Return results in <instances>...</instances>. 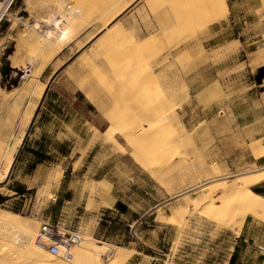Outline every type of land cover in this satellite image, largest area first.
Listing matches in <instances>:
<instances>
[{
  "label": "rangeland",
  "instance_id": "1",
  "mask_svg": "<svg viewBox=\"0 0 264 264\" xmlns=\"http://www.w3.org/2000/svg\"><path fill=\"white\" fill-rule=\"evenodd\" d=\"M151 1L157 4L156 10L144 0H13L0 21V69L7 66L6 75H0V88L12 89V94L25 83L33 90L43 84L44 91L23 129L16 128V122L27 99L13 116L17 97L0 95V122L4 125L0 130V193L12 199L0 205V214L18 215L35 229V238L41 223L49 221L61 233L116 243L108 246L120 250V259H105L101 264H223L233 251L232 236H239L249 218L243 234L246 242H239L236 249V264H264L263 222L248 216L238 226L230 220L238 212L236 207L229 210L232 198L196 206L199 192H186L207 180L208 165H217L222 176H230L228 181L264 169V158L251 157L252 149L264 147V78H257L264 73V0H224L226 11L207 20L197 7L204 0ZM123 4L127 7L110 23L121 25L126 39L122 45L116 41L120 46L111 42L100 49L95 41L101 36L102 21ZM52 9L73 14L74 19L65 37L45 46V28L34 32L29 25ZM14 57L16 67L12 68ZM52 86L77 95L81 92L82 102H91L97 110L92 109L88 116L98 122L101 115L106 120L110 114L120 127L123 121L130 124L134 116L135 135L140 131L142 136L148 134L146 139L156 137L158 145L141 151L125 146L116 133L115 138L125 147L124 152H117L103 132L92 129L98 139L91 151L93 158L87 157L88 141L80 153L85 162L73 166L76 177L69 175L74 156L72 160L62 158L54 147L47 158L58 166L42 172L46 176L21 179L17 168L10 173L27 130L29 133L37 121L43 94ZM70 120L83 122L78 117ZM160 129L165 132L161 134ZM169 149L171 157L167 156ZM138 158L147 161L148 170L137 163ZM96 166L95 178L103 177L120 190L115 197L131 206L128 214L120 216L121 208L116 206L106 211L101 192L107 183L95 184L99 181L92 182L85 174ZM255 187L264 188V183L250 189ZM136 188L153 190L143 198ZM165 188L177 196L172 197ZM185 198L190 200L180 212ZM156 203L159 205L141 222H133L135 212ZM101 205L104 209L99 210ZM7 239L16 243V251L33 240L24 232H15L13 237L0 229V247ZM20 260L13 263L24 264Z\"/></svg>",
  "mask_w": 264,
  "mask_h": 264
},
{
  "label": "bare ground",
  "instance_id": "2",
  "mask_svg": "<svg viewBox=\"0 0 264 264\" xmlns=\"http://www.w3.org/2000/svg\"><path fill=\"white\" fill-rule=\"evenodd\" d=\"M144 1L147 2V4H150L152 9L156 10L157 4H151V2H152L151 0H144ZM193 1L195 2V0H193ZM156 2H157V0L155 1V3ZM12 3H13V0H4V1L0 2V21L2 20L3 15L7 14L9 12V9H10V6H11ZM157 3L163 4V3H165V0H158ZM112 4H114V3H112ZM103 5L105 6V4H103ZM159 5H158V7H159ZM57 6H61V5H57ZM71 6H73V5H71ZM113 6H115V4ZM116 6H117V4H116ZM150 6H149V8H150ZM52 7L54 8V6H52ZM106 7L107 6H105V9H106ZM126 7H127V5L123 4L119 8L116 7L117 9L114 8V9H116V10H114L115 12L113 11L112 14H110L109 16H108V14H106L108 17L105 16V19L102 21L101 36L99 38H97L96 41H95V43L99 45L100 49H103L107 45L111 44V42L113 43V42H116V41H121V45L123 44L122 41L124 42V40L126 39V36L124 34V30H123L122 26L121 25H116V23H114V24L112 23L111 24L110 21L115 16H117L120 12H122ZM197 7L199 8L200 12L201 11L205 12V14L203 15V19L204 20L210 19L213 16L221 14V12H223L224 10L226 11V8H227L226 7V3H225L224 0H204L202 2V6H200V7L197 6ZM59 8H61V7H59ZM111 8H113V7H111ZM76 9H77V7L75 8V12H76ZM110 9L107 10V11L109 12ZM52 10H54V9H52ZM70 11H72V10H70ZM60 12H57L56 10H54L52 12L49 11V14L47 16H45V17H43V18H41L39 20H36L34 23L29 25L30 26L29 28H31V30H33L34 32L37 31V30L39 31L41 26H43L45 28L44 34L42 35L43 36L42 37L43 38V42L42 43L45 46H47V44H50V43H55L60 38L65 37L66 36L65 30L68 27V25L71 23V21H73V19H74V15L73 14H70L68 12H67L68 14H62ZM105 13H103V14H105ZM103 16L101 17L102 19H103ZM99 18L100 17H98V19ZM201 18H202V14H201L200 19ZM98 21H100V19ZM12 24H14V23H12ZM127 39H128V37H127ZM147 43H148V39H147ZM115 44H119V43L116 42ZM115 44H113V45H115ZM130 44H129V46L132 45V44L131 45ZM119 46H120V44H119ZM134 52H135V50H133V53H131V54H134ZM136 54H137V51H136ZM150 57H151V55H150ZM147 59H149V57ZM149 60H151V59H149ZM15 63H16V58L14 57V58L11 59V65L10 66L11 67L15 66ZM126 67H127V65H126ZM144 72H146V71H144ZM30 74H31V72H30ZM144 75H146V74H144ZM147 75H148V73H147ZM100 76L101 75H99V77ZM34 77L36 78L37 76H34ZM102 79H103V77H102ZM43 89H44V85L43 84H41L35 90H33V86L31 84L25 83L20 88H16L15 91H13V93H12L13 96L17 97L15 99L14 103H13V116L19 112L18 111L19 110L18 109L19 105L21 103H23V101L25 99H27V102L25 103L24 108H22L23 110L21 111V113L19 115L18 122L14 121V122L17 123V127L16 128L23 129L29 123V121H30V119H31V117L33 115V112L36 109L37 103H38L39 99L41 98L42 92L44 91ZM108 89H110V88H108ZM10 92H12V90ZM8 93L9 92H7V91H5V90L0 88V95H2V96H7L8 95L7 96V98H8L9 94L12 95L11 93H9V94ZM161 114H160V116H161ZM128 116H130V115H128ZM114 118L115 117L111 116L110 114L106 115V120L108 121L109 125H108L107 129L103 133H101V135L105 137L106 141H108L110 143V145L117 152H124V150H125L124 145L128 146V147H132V148L138 149V150H140L141 148H143V149L146 148V150H147L149 147H153V146L156 147L158 145V143H157L158 140L155 139L156 137L155 138H149V139L147 137V139H146L145 136H148V134L147 135L143 134V136H142L141 135L142 133H140V131L138 132V135H135L136 134V131H135L136 127L132 126V121H131L133 118H135L134 116H133V118L131 120L126 118L127 120H130V122H131L130 124H123L124 121L121 119V121H123V122H121L122 125L120 127L118 125V122L115 121ZM133 121H136V120L133 119ZM126 122H128V121H126ZM134 124L135 123H133V125ZM140 126H138L137 128H139ZM3 127H4V125H3ZM163 127L164 126H162V128ZM157 130H158V132H157ZM162 131H163V129L162 130L160 129L161 134H162ZM155 132L159 133V129H156ZM163 132H165V131H163ZM116 133H118V135H120L122 137V139L124 141V145L120 144L117 141V139L115 138ZM149 135H151V134H149ZM166 135H167V133H166ZM138 136H140V137H138ZM168 136H169V134L167 135V137ZM170 139H171V137H170ZM161 141L165 142L166 140H163V138H161ZM161 141H160V144H163L164 142L161 143ZM164 144L166 145V143H164ZM159 146H161V145H159ZM168 148H172V147L170 146ZM141 151H142V149H141ZM152 151H154V150H152ZM161 151H163V150H161ZM165 151H166V149H165ZM168 151H167L168 153L165 152L164 154L167 153V156L171 157V155L169 153H172V152H170V149ZM141 154L142 153L140 152V155ZM194 157H196V156H194ZM251 157L254 160H259V159L264 158V147L263 146H258L257 148L252 149ZM11 159H12V157H11ZM139 159H140V162H139ZM137 163L141 164L144 168H146V170L149 169V165H148L146 160H143V159L141 160V158H138ZM201 168H203V166L200 167V169ZM159 169H161V167ZM205 171H206V173H208L207 174V177H208L207 180L202 182V183H200L201 185L192 186L190 188H187V191H186L188 193L189 192H194L195 190L199 192V195H198L199 198H198V200L195 201L196 202L195 203L196 206H199V205H201V206L203 205L204 206V205H207V204L212 203V202L218 203V202L223 201V200H225V199L230 197V198H232V200L229 203V210H231L233 207H236V209L238 211L236 214H234L231 217V219H230V220H232L231 223L237 224L238 226H241L243 224L244 220L248 216L256 218L257 221H260V222L264 223V198L262 196H259V195L255 194V193H253L252 190L250 189L252 186L257 185V184H259V183L264 181V169L259 170V171H255V172L249 173V174L238 175L237 179H235L234 181H228V178H230L229 175L226 176L224 174L225 176H222L223 175L222 171L219 170V167H217V165H211V166L208 165V167L205 169ZM201 181H202V179H201ZM179 182H181V181H179ZM188 185H191V184H188ZM180 186H181V184H180ZM165 189H166V191L169 194L172 195V197L175 198L177 196V195L173 194V191L171 189H168V188H165ZM91 190H92V188H91ZM189 200H190V198H185L182 201V205H179L180 209L178 208V211L180 210V212H181V208L185 209L184 207L187 206V203H188ZM182 212H183V210H182ZM174 214H176V213H174ZM17 216L14 215V214H9V213H5L4 215L0 214V229L4 230L6 235H9V236L13 235V237L15 235V232L16 233L20 232V234L24 232L27 235H31L33 240L30 241L29 243L25 242L26 244H23L22 245V249L19 250V251H16V248L14 246V244H16V243H13L12 240L7 239L4 242L5 244L1 243V247H0V264H14L16 260L18 261V259H22L20 261L24 262V264H101L103 261H105V259H110V260H118V259H120V254L121 253H120L119 249L111 248L108 245L103 244V243H97V241L95 242L92 239H81L80 235H79L80 238H79L78 244L73 246L72 248H70V254H71L70 259H67V258L64 259L60 255H58L57 257H60L62 259H56V258L53 257V254H51L45 247V246H47L49 244V242H50L49 239H47V238H45L43 236L39 237L40 235H37L36 238H35L34 237L35 229H33V230L31 229L32 225H27L24 221H22V219L18 218ZM37 232H39V231H37ZM59 234L67 235V234H71V233L70 232L61 233L59 231ZM23 238L24 237H22V239ZM22 239H20V240H22ZM1 242H3V241H1ZM20 242H22V241H20ZM62 250L63 249H61V252H62Z\"/></svg>",
  "mask_w": 264,
  "mask_h": 264
},
{
  "label": "crops",
  "instance_id": "3",
  "mask_svg": "<svg viewBox=\"0 0 264 264\" xmlns=\"http://www.w3.org/2000/svg\"><path fill=\"white\" fill-rule=\"evenodd\" d=\"M13 68V67H12ZM45 71L42 72L44 74ZM12 89H5V91L9 92ZM77 95L76 92L64 89L61 90L59 87L49 88L43 97L42 108L40 109V113L37 117V121L34 123L30 132L27 135V138L23 142L22 148L19 151L17 158L14 160V164L11 168V172L13 173V169L17 168L19 178L21 179H32V178H42L48 173L51 168L54 166H58V164H52L50 160H48L47 156L50 155L51 148H58V154L62 156V158H70L72 160L71 155H73L74 159L71 161L69 175L76 177L75 175L78 173L73 169L74 164L77 162H85V159L81 156V147H86L88 141H90V150L89 157L92 160L91 151L97 145V134L95 132L100 133L104 132L108 127V121L101 115L102 121L98 122L97 120L89 117V112L94 109L97 111L91 102H82L83 94ZM87 103V104H86ZM72 117H78L83 120V122H75L71 121ZM73 120V119H72ZM92 129L95 131L93 132ZM0 130H3L2 122H0ZM6 130V129H5ZM12 146V140L9 141V149ZM16 155V154H15ZM96 169L92 168L89 171H86L85 174L88 173L91 181H99L94 182L95 184H102L106 182L107 187H104V190L101 192V195H104L103 201L107 203L106 211L111 209V207L119 204L123 206L124 209H120V216L128 214L130 212L131 206L128 203H125L120 198L115 197L118 195L120 190L116 189L111 182L107 179L95 178L97 174V166ZM65 170V169H63ZM80 176H84V174H80ZM264 183V182H262ZM261 184V183H260ZM259 185V184H258ZM257 186V185H255ZM103 189V188H102ZM138 193L144 198L150 196V193L153 188H143L138 190ZM68 191V190H67ZM114 195V196H113ZM258 195V194H257ZM262 196V195H259ZM264 198V196H262ZM10 197H7L0 193V205L6 204L11 201ZM159 203L149 205V208L146 210L143 209L141 212H135L133 216V222L139 223L141 219L144 218L145 214L154 208H156ZM104 209V206H98V209ZM133 214V213H132ZM249 225V221L246 219L242 229L239 233V236L233 235V251L228 255V258L223 262V264H229L231 257L234 255V260L232 264H236V249L238 248V243H245L246 240L243 239V234ZM100 223L98 225V229L100 228ZM126 227H129L126 224ZM93 240V239H92ZM95 241V240H94ZM96 242V241H95ZM97 243H102L98 242ZM105 244V243H103ZM116 244V243H113ZM106 244V245H113ZM220 244V243H219ZM117 245V244H116Z\"/></svg>",
  "mask_w": 264,
  "mask_h": 264
},
{
  "label": "built area",
  "instance_id": "4",
  "mask_svg": "<svg viewBox=\"0 0 264 264\" xmlns=\"http://www.w3.org/2000/svg\"><path fill=\"white\" fill-rule=\"evenodd\" d=\"M60 229L57 225H54L47 222H42L39 228V237H45L49 239V244L46 246L48 251L55 256H62L64 259H70V248L77 245L79 242V234H59ZM61 249L62 252H61ZM258 249L262 250L263 248L258 246Z\"/></svg>",
  "mask_w": 264,
  "mask_h": 264
},
{
  "label": "trees",
  "instance_id": "5",
  "mask_svg": "<svg viewBox=\"0 0 264 264\" xmlns=\"http://www.w3.org/2000/svg\"><path fill=\"white\" fill-rule=\"evenodd\" d=\"M257 78H264V73H260L257 75ZM253 193L255 194H258V195H262L264 196V188H258V187H255L253 189H251ZM117 208H121V209H124L123 206L121 205H117ZM249 218H247L248 220ZM233 260H234V255L231 257L230 261H229V264H232L233 263Z\"/></svg>",
  "mask_w": 264,
  "mask_h": 264
},
{
  "label": "water",
  "instance_id": "6",
  "mask_svg": "<svg viewBox=\"0 0 264 264\" xmlns=\"http://www.w3.org/2000/svg\"><path fill=\"white\" fill-rule=\"evenodd\" d=\"M6 64H4V65H2V67H1V69H0V75L2 76V77H4L5 75H6ZM44 95H45V93L43 94V97H44ZM39 106H40V104H39ZM28 131L29 130H27V132H26V136L28 135Z\"/></svg>",
  "mask_w": 264,
  "mask_h": 264
}]
</instances>
